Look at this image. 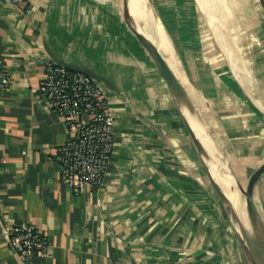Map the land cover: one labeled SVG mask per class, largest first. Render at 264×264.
<instances>
[{
    "label": "crops",
    "instance_id": "crops-1",
    "mask_svg": "<svg viewBox=\"0 0 264 264\" xmlns=\"http://www.w3.org/2000/svg\"><path fill=\"white\" fill-rule=\"evenodd\" d=\"M133 2L0 0V70L9 75L0 85V264H25L5 232L22 222L50 241L32 264H253L214 174L243 189L264 161V0H222L226 13L215 22L199 0H145L137 14L146 17ZM157 26L181 72L195 137L144 44L165 59L150 34ZM214 26L233 40L237 61ZM49 59L91 70L106 93L115 144L100 187L59 179L54 156L68 133L35 91ZM254 201V231L242 224L264 264V172Z\"/></svg>",
    "mask_w": 264,
    "mask_h": 264
},
{
    "label": "built area",
    "instance_id": "built-area-1",
    "mask_svg": "<svg viewBox=\"0 0 264 264\" xmlns=\"http://www.w3.org/2000/svg\"><path fill=\"white\" fill-rule=\"evenodd\" d=\"M12 6L31 0H2ZM9 75L0 70V85ZM40 99L58 115L68 137L56 150L59 179L76 188H97L105 179L113 154L115 119L102 86L93 77L49 59L35 89ZM9 249L25 264L49 254L50 241L33 225L22 222L6 226Z\"/></svg>",
    "mask_w": 264,
    "mask_h": 264
},
{
    "label": "water",
    "instance_id": "water-1",
    "mask_svg": "<svg viewBox=\"0 0 264 264\" xmlns=\"http://www.w3.org/2000/svg\"><path fill=\"white\" fill-rule=\"evenodd\" d=\"M144 44L153 59L154 63L157 66V69L159 73L161 74L162 78L164 79L166 85L168 86L170 92L175 97L178 103V109L182 115V118L190 132V134L195 137V132L193 130V125L191 123V116L193 114V108L191 105V102L189 100V97L187 96V93L185 92V89L181 85L180 81L174 74L171 67L168 65V63L165 61V59L161 56V54L156 50L155 46L146 38H143ZM57 63L60 65H63L69 69H72L74 71L85 73L91 77L98 78L95 73H93L91 70L80 67L71 63H67L63 60L55 59ZM264 172V161L255 168L248 176L245 187L243 188V195H244V204L246 208V212L249 218V221L253 226L257 223V211L254 201V190L255 186L257 184V181L259 180L261 174ZM216 190L222 200L224 209L226 211V214L228 216V219L230 221V224L232 226V229L239 240L241 246L246 251V253L249 255L250 260L253 264H259L257 260L254 258L252 254V250L247 242L245 231L243 228V224L233 207L231 201L225 195L223 192H221L217 187ZM259 228L257 227V230ZM257 239L259 241L260 245V251L262 252L263 258H264V242L261 239L260 236H257Z\"/></svg>",
    "mask_w": 264,
    "mask_h": 264
},
{
    "label": "bare ground",
    "instance_id": "bare-ground-1",
    "mask_svg": "<svg viewBox=\"0 0 264 264\" xmlns=\"http://www.w3.org/2000/svg\"><path fill=\"white\" fill-rule=\"evenodd\" d=\"M144 1L145 0H134L132 6H133V11L135 12V14L138 16L140 14H137V12H141V8L144 6ZM201 2L202 7L204 8V10L207 13H211V15L213 16V21L215 22L217 17H221V20H223L222 15L223 13H226V9L225 7L222 6V0H199ZM230 3V0H228ZM131 6V5H130ZM143 10V8H142ZM229 11V9H228ZM230 12V11H229ZM144 14V13H143ZM141 13V15H143ZM151 14V13H150ZM140 15V16H141ZM139 16V17H140ZM146 17V15H143ZM142 17V16H141ZM136 19V18H135ZM220 19V18H219ZM225 19V17H224ZM147 21V20H146ZM211 21V20H210ZM211 22V24L213 25L214 22ZM217 21V20H216ZM226 21V19H225ZM154 22V21H153ZM155 23V22H154ZM225 23V22H224ZM222 24V23H221ZM217 26V25H216ZM220 26V25H218ZM217 26V27H218ZM228 26V25H227ZM217 27L214 26L215 28V32L216 35L219 39L220 45L223 48V51H225V55L228 56V58L230 59L231 62H235L238 59L237 53H236V49H235V45L233 40L230 41H225L227 40L226 37H223L224 33H220L217 29ZM224 28V26H223ZM221 28V30L223 29ZM228 31V30H227ZM226 33V32H225ZM151 36L153 37L158 49L161 51V53L163 54V56H165V59L167 60V62L169 63V66L171 67V69L173 70L174 74L177 76V78H181V72L178 68V66L175 63L174 57L172 56V52H171V46L165 36V34L162 32L161 28H159L158 26L155 28L153 27V31L150 32ZM228 34V33H227ZM226 34V35H227ZM230 33L228 34L229 37ZM233 37V35H231ZM225 38V40H224ZM234 38V37H233ZM230 39V38H229ZM158 51V50H157ZM226 56V57H227ZM234 64V63H233ZM243 68V67H242ZM244 70V68H243ZM242 71V70H241ZM246 71V70H244ZM248 73V72H247ZM249 74V73H248ZM179 76V77H178ZM198 96V95H197ZM199 99V98H198ZM200 101V100H199ZM201 103V102H200ZM203 127V126H202ZM206 138V137H205ZM208 138V137H207ZM210 140V139H209ZM208 140V142H209ZM211 144V142H210ZM208 146V145H207ZM212 147H214L212 145ZM211 148V147H210ZM209 148V149H210ZM212 149V148H211ZM213 151L212 153L214 152ZM217 151V150H216ZM211 153V150H210ZM211 155V154H210ZM218 155L220 156L219 152ZM214 156L215 159V155ZM211 156V157H212ZM213 159V158H212ZM213 159V160H214ZM216 160H218V158H216ZM260 160V159H259ZM219 161V160H218ZM217 161V162H218ZM214 163L215 160L213 161ZM217 165V163H216ZM229 168V167H228ZM228 173V172H226ZM231 173V172H230ZM225 175V174H224ZM215 180L217 181L218 185L221 187V189L226 193V195L228 196L229 200L231 201L233 207L235 208L240 220L242 221V223L245 225L247 230H253L251 228V224L249 223L248 220V216H247V212H246V208H245V204H244V199H243V189H242V185L241 182L238 178L232 177L229 174V177H218V174H214ZM256 231V230H255ZM258 235L261 237V239L264 241V228L262 229H258L257 230Z\"/></svg>",
    "mask_w": 264,
    "mask_h": 264
},
{
    "label": "rangeland",
    "instance_id": "rangeland-1",
    "mask_svg": "<svg viewBox=\"0 0 264 264\" xmlns=\"http://www.w3.org/2000/svg\"><path fill=\"white\" fill-rule=\"evenodd\" d=\"M238 1V0H237ZM179 68V67H178ZM263 212L262 213H264V210H262ZM264 242V241H263Z\"/></svg>",
    "mask_w": 264,
    "mask_h": 264
}]
</instances>
